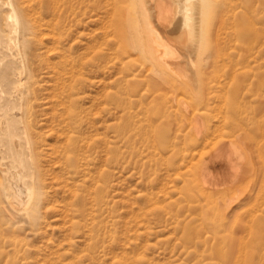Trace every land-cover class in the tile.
<instances>
[{"label":"rangeland","instance_id":"obj_1","mask_svg":"<svg viewBox=\"0 0 264 264\" xmlns=\"http://www.w3.org/2000/svg\"><path fill=\"white\" fill-rule=\"evenodd\" d=\"M8 1L0 0V163L23 162L42 195L34 214L0 196V264H264V186L249 183L227 206L246 204L245 218L225 225L202 183L212 145L194 144L206 128L219 138L250 132L260 147L242 164L264 169V0H211L202 53L217 52L202 69L205 84L178 90L171 78L168 100L169 80L130 26L135 0H12L33 36L15 20L8 31ZM20 50L40 94L26 126L10 101Z\"/></svg>","mask_w":264,"mask_h":264},{"label":"bare ground","instance_id":"obj_2","mask_svg":"<svg viewBox=\"0 0 264 264\" xmlns=\"http://www.w3.org/2000/svg\"><path fill=\"white\" fill-rule=\"evenodd\" d=\"M8 4L11 5L10 8H12V11H11V16H8L7 27L9 28V30L8 28L7 30L10 32L13 31V21L15 20L17 22L16 23L17 30L21 28V26L23 25L25 34L28 31L27 34H30V36L31 35L33 36L34 35V25L31 19L28 17H26L25 19L20 17L18 10L14 6L12 0H10ZM134 6H135L134 8L135 11H134L133 20H132V23H130V26L131 28L135 29V32H136L135 35L139 39L137 41L141 43V47L147 59V63L153 66L156 69V71L162 75L163 78H166L169 80V81H165L167 85L170 86V89H168L170 91H168L165 95L166 100L171 98V94H170L171 93V78L175 80V82H173L174 83L173 86H176L178 90L186 91L189 88H191L192 90H196L194 89V86L196 84L197 85L200 84V86L203 83L205 84V82H203L206 79L204 75L205 72L203 73L202 69L204 66H206L209 63L207 62L209 61V58L211 59V57L216 55L215 53L217 52V49L216 50L214 49L215 51L209 54V51L212 50L210 48L211 50L209 49V51L205 52L206 54L202 53L204 37L206 34H209V36L211 35V32H210L211 25H208V19L211 13V0H135ZM19 9L22 10L20 7ZM128 9L130 11V8ZM127 14L130 15L131 13H127ZM207 27L209 28V31ZM212 33L214 32L212 31ZM214 40L216 41V38ZM215 44H214V48L216 46ZM13 45L15 44L14 42L11 41V46ZM2 48L4 49V46ZM8 49L11 50L12 47L11 48L8 47ZM24 54L25 53H23V50H20L15 55V61L18 63H21L23 65V68L18 72V75H19L18 82L19 83L17 84L16 87L13 88L14 92H13V96H11L12 98L10 99V101L12 102L15 108L14 109L15 115L13 114V116H15L14 120L15 121L19 120L21 121L22 125L26 126V112L29 110L32 100L36 99L37 95L39 94L38 93L39 87L37 88L38 83L35 79H32L35 81H31L30 85H29V80L28 81L25 80L26 78L25 76L27 74L25 71V67H27V65H26ZM2 72L4 73V71ZM60 80L61 79H59V81ZM158 82L163 83L161 79H158ZM59 83L61 84V82ZM60 86L61 85H59V87ZM61 88L63 87L61 86ZM172 92L175 93L176 91H172ZM48 95H51V94H48ZM52 97H56V96H52ZM61 101H62V98H61ZM48 102H50V100ZM200 103L206 104L208 103V99L203 98ZM56 106L57 105H55V107ZM1 122H3V120ZM16 123L17 122H13L14 129H16V126H15ZM245 124H248V123H245ZM242 125H244V123ZM236 126L234 128H236ZM240 126L238 127L239 129H240ZM222 127H223V124H222ZM238 128H236L237 129L236 131L239 130ZM218 130L220 129H217V132ZM244 130L242 131L244 132L247 131L246 129ZM258 130L261 132L260 134L264 135V126H259ZM24 131L27 134H29L28 128H25ZM202 131L203 129L201 130V134H203L204 132ZM236 131L234 133H236ZM205 132H206L205 135L199 136L198 141H196L198 137L197 135L195 139L196 143H194V144H199L201 142L204 146L212 145L211 149L209 150V152L207 153L205 157V160H203L204 163L202 165L203 167L201 170L202 171V183L205 185L204 194L208 199L210 198L213 201V203L219 207V209H223V211L225 210L224 213H222V216H220V218L223 217V219L225 220V225L230 226V224H232V226L238 227L239 222L243 218H245L247 208L246 209L244 208L246 204L244 205V208H242L243 204H240L241 207L239 206L237 209H234L232 211L230 209H227V206L229 204L231 205L232 202H235V201L237 202L242 196H245L244 189H246L245 187L249 183L255 184V183L260 182V184L264 186V169H262L261 167H260L261 169H256L254 168V165H252L253 168H251V163L250 165L242 164L248 158V155L253 152L252 151L253 148L256 151H258L257 149H259L260 147V141L255 136L248 134L250 133L248 131H247L248 133L246 132L247 134H245L248 136H245L244 134L243 136L242 134H240L243 138L238 136L237 133H236L237 136L234 135L233 133H227L228 135H222V137L219 138V135L212 134L209 131V129L207 130V128ZM15 145L18 146V142L16 139H15ZM200 149L202 152V148ZM252 164H254V162ZM25 169H26V166L23 164V162L20 165H15L14 163L8 162V161H6L5 163H0V196L4 198V200L10 207L14 209L25 210L28 213L34 214L37 210V206L39 204V200L42 195L41 185H37L36 183H33L32 186H30L31 184L28 181L29 174L27 172L25 173ZM261 190L263 189L261 188ZM140 216L142 217V215ZM138 223L137 225H139ZM221 223H222V220H221ZM234 230L235 228L232 230V232ZM136 235L138 234L136 233ZM234 238L236 239V237ZM228 239L231 240V241L227 240V243L229 244L230 242H232V240L236 241L238 238L235 240L229 237ZM232 246L234 245H231L230 248H232ZM219 248L221 247H218V249ZM134 259L136 260V257Z\"/></svg>","mask_w":264,"mask_h":264}]
</instances>
